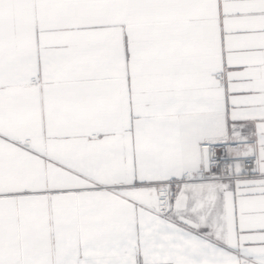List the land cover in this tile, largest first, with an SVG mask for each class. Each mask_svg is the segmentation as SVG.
Instances as JSON below:
<instances>
[{"label":"snow or ice","instance_id":"6c2138e0","mask_svg":"<svg viewBox=\"0 0 264 264\" xmlns=\"http://www.w3.org/2000/svg\"><path fill=\"white\" fill-rule=\"evenodd\" d=\"M0 264H264V0H0Z\"/></svg>","mask_w":264,"mask_h":264}]
</instances>
